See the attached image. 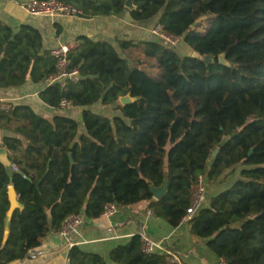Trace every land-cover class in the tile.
<instances>
[{
    "label": "trees",
    "instance_id": "trees-1",
    "mask_svg": "<svg viewBox=\"0 0 264 264\" xmlns=\"http://www.w3.org/2000/svg\"><path fill=\"white\" fill-rule=\"evenodd\" d=\"M82 17L110 16L125 0H58ZM135 21L158 17L164 31L190 49L183 55L162 40L140 42L155 73L131 67L112 45L78 36L68 53L79 80L39 93L59 109L100 103L119 115L84 109L81 122L62 114L51 119L28 106L0 109V130L10 174L0 163V264L24 259L50 230L72 214L98 218L106 204L148 202L154 216L172 228L189 206L190 187L205 174L216 181L239 168L230 187L210 199L189 221L190 233L226 264H264V0H134ZM211 20L204 31L193 23ZM131 43H120L127 49ZM196 52L200 58H193ZM224 55L227 66L219 63ZM205 57L210 58L205 63ZM55 59L43 51L40 33L0 25V89L46 81ZM136 100L125 106L120 96ZM83 126V129L81 128ZM215 156L212 157V154ZM72 160V164L71 161ZM12 167H16L13 170ZM168 179L164 196L150 187ZM12 186L22 209L11 217L2 245ZM69 264H167L163 254L145 255L137 236L111 249L108 257L74 246Z\"/></svg>",
    "mask_w": 264,
    "mask_h": 264
},
{
    "label": "crops",
    "instance_id": "crops-1",
    "mask_svg": "<svg viewBox=\"0 0 264 264\" xmlns=\"http://www.w3.org/2000/svg\"><path fill=\"white\" fill-rule=\"evenodd\" d=\"M28 1L0 0V25L8 27L13 33H16L21 25L33 27L41 35L43 51L50 53L60 46L73 44L78 36H86L94 42L101 41L112 45L117 54L131 67L145 71L142 67L146 63L152 64L153 60L144 56L143 48L138 44L157 40L152 34V28L158 17L135 21L125 8L118 14L110 16H37L30 15L23 9V5ZM121 42L131 43V46L122 49ZM183 46L181 47L183 50L189 49L184 44ZM47 86H49L47 81L32 83L27 77L22 86L1 88L0 109L7 110L10 106L18 105L28 106L38 116L51 119L54 115L62 114L78 123H82L81 112L84 109L97 114L119 115V112L114 111V106L105 107L100 103L86 108L71 107L69 110L52 108L39 99V93ZM2 137H16L22 140L21 137L6 130H0V148H5L2 145ZM212 185V194L205 195L203 208L208 207L211 198L226 189L223 188L224 184L220 185L218 182ZM141 229L146 230L153 239L164 240L166 248L179 257L180 264H215L218 260V257L205 246L203 240L190 233L189 223H180L176 228H172L166 220L154 216L148 202L117 207L116 213L109 218L86 219L79 232L78 240L81 244L78 247L85 252L107 258L111 249L126 244ZM37 252H41L42 257L29 258L30 253ZM68 252L64 239L56 231L50 230L40 239L36 249L30 251L24 259L10 264H63Z\"/></svg>",
    "mask_w": 264,
    "mask_h": 264
},
{
    "label": "built area",
    "instance_id": "built-area-1",
    "mask_svg": "<svg viewBox=\"0 0 264 264\" xmlns=\"http://www.w3.org/2000/svg\"><path fill=\"white\" fill-rule=\"evenodd\" d=\"M23 9L30 15L37 16H62V17H81L82 11L71 4H64L58 0H29L23 5ZM152 34L162 40L169 46L175 47L180 40L179 37L174 36L166 31L163 27L156 23L152 28ZM73 44H67L55 48L50 51V56L55 59V71L47 79L49 85L58 84L64 87L68 83H76L79 80V73L76 68H70V60L68 53L73 48ZM4 107V106H3ZM71 103L62 99L59 103V109L65 110L71 108ZM16 170V167H12ZM207 178L205 174L198 175L190 187L189 206L187 207L180 223H189L196 212L202 207L205 201ZM117 211L115 204H106L98 218H109ZM85 217L78 213L69 215L60 225L56 233L59 234L65 241V248L69 251L74 246H79L81 242L78 240L79 232L85 222ZM133 236L139 238L141 244V251L145 255L163 254L167 256V264H180L179 257L175 252L166 248L164 240H156L151 238L146 230L141 229ZM41 252L30 253V259H37L42 257ZM63 264H69L68 257ZM215 264H226L222 258H218Z\"/></svg>",
    "mask_w": 264,
    "mask_h": 264
},
{
    "label": "water",
    "instance_id": "water-1",
    "mask_svg": "<svg viewBox=\"0 0 264 264\" xmlns=\"http://www.w3.org/2000/svg\"><path fill=\"white\" fill-rule=\"evenodd\" d=\"M124 8L127 10H134L135 9L134 0H125L124 1ZM200 20H201V18L198 19L195 23H193V25H192L193 29L200 23ZM191 56L193 58H200V56L196 52H193L191 54ZM218 60H219V63L221 65H224V66L228 65L227 62H225V60H224V55H220L218 57ZM204 61H205V63H209L211 60L209 57H205ZM135 100H136L135 98H131L129 94H126L124 96H120L118 99V102L120 103L121 106H125V105H128L130 103H133ZM215 153H216V151L212 154V157L215 156ZM70 161L72 164V160H70ZM0 163L5 167L6 173L9 175L10 174V162L8 160L7 151L5 148H0ZM167 183H168V179L165 178L161 187H159V188L150 187V193H151L153 199L159 200L160 198H162L164 196V194L166 192V188H167ZM7 194H8V201H9V209L6 213L5 220H4V233H3L2 245H4L8 239L10 221H11V217H12L13 212L16 209H22L24 207L23 204H21L18 201L16 192L12 186L8 187Z\"/></svg>",
    "mask_w": 264,
    "mask_h": 264
},
{
    "label": "rangeland",
    "instance_id": "rangeland-1",
    "mask_svg": "<svg viewBox=\"0 0 264 264\" xmlns=\"http://www.w3.org/2000/svg\"><path fill=\"white\" fill-rule=\"evenodd\" d=\"M210 20L211 19L209 17H207V16L202 17L201 20H200V23H199V24H201L200 25L201 27H199V30L200 31H204ZM181 47H184V46H183L182 41L180 39L177 42L176 46H175L176 51L179 52L180 54H183V55H186V54L190 53L189 49L183 50ZM142 68L146 72H148L150 74H154L155 73V67H154V62L153 61H152L151 65H150V63H146ZM69 109H71V108H69ZM109 116H112V114L110 113ZM81 128L83 129L82 125H81ZM238 171H239L238 167H235V168H232V169H228L222 174V176H220L214 182H218V184H220V185L224 184L223 188H228V187L231 186L232 182L238 178ZM214 182L213 181H209L207 179V185L208 186H206V192H205L206 196H209L210 194H212V189H213V185L212 184Z\"/></svg>",
    "mask_w": 264,
    "mask_h": 264
}]
</instances>
